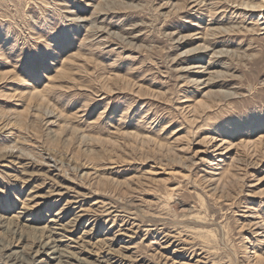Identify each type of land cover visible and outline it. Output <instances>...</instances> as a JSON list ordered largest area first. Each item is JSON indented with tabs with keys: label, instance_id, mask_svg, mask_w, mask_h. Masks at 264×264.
Returning a JSON list of instances; mask_svg holds the SVG:
<instances>
[{
	"label": "rangeland",
	"instance_id": "1",
	"mask_svg": "<svg viewBox=\"0 0 264 264\" xmlns=\"http://www.w3.org/2000/svg\"><path fill=\"white\" fill-rule=\"evenodd\" d=\"M0 244L264 264V0H0Z\"/></svg>",
	"mask_w": 264,
	"mask_h": 264
},
{
	"label": "bare ground",
	"instance_id": "2",
	"mask_svg": "<svg viewBox=\"0 0 264 264\" xmlns=\"http://www.w3.org/2000/svg\"><path fill=\"white\" fill-rule=\"evenodd\" d=\"M245 5H246V4H245ZM256 5H257V4H256ZM247 6H248V5H247ZM247 6H246V7H247ZM253 6H255V5H253ZM253 6H252V7H253ZM260 7H261V6H260ZM248 8H250V6H249ZM258 8H259V6H258ZM258 8H257V9H258ZM252 9H253L252 11H254L255 8H252ZM255 12H256V11H255ZM261 15H262V14H261ZM45 115H46V114H45ZM47 115H49V113H47ZM47 115H46V116H47ZM80 139H81V138H80ZM86 147H87V146H86ZM20 152H21V151H20ZM29 156H30V155H29ZM27 207H28V206H27ZM28 208H29V207H28ZM19 213H20V212H19ZM54 221H55V220H54ZM54 223H55V222H54ZM72 224H73V223H72ZM14 225H15V224L9 222L8 225H7V227H8V229H13V232H14V233L18 234L19 236H22V235H23V230L20 231L19 229H17V227L15 228V226H18L19 224L15 225V226H14ZM3 226H4V225H3ZM19 228H20V227H19ZM22 228H23V227H22ZM10 231H11V230H10ZM42 231H43V230H42ZM49 232H50V231H49ZM7 234H8V233H7ZM40 234L42 235V241H41L40 246L38 245V250L36 251V253L34 252V253H35V258H36L37 260H39V259L42 258L43 254L46 252V250L49 251L50 249H52L51 245L53 244V243H51L50 241H48V242L44 245V238H45V236H46V235H45V231H44V232H40ZM40 234H39V235H40ZM48 234H49V233H48ZM14 235H15V234H14ZM51 236H52V235H51ZM58 236H59V235H58ZM10 237H11V235H10ZM12 237H13V236H12ZM15 237H16V236H15ZM47 237H48V236H47ZM86 237H87V236H86ZM8 238H9V237H8ZM13 238H14V237H13ZM49 238H50V236H49ZM19 239H20V238H19ZM47 239H48V238H47ZM15 240H16V239H15ZM33 240H34V238H33ZM36 240H38V239L35 238V241H36ZM50 240H51V239H50ZM7 241H8V240H7ZM51 241H52V240H51ZM58 242H59V241H58ZM11 243H12V242H11ZM13 243H15V242L13 241ZM13 243H12V244H13ZM18 243H19V242H18ZM24 243H25V242H24ZM36 243H37V242H36ZM30 244H31V243H30ZM8 245H9V243H8ZM8 245H7V246H8ZM10 245H11V244H10ZM10 245H9V247H10ZM34 245H35V244H34ZM0 246H1V244H0ZM11 246H12V245H11ZM30 246H31V245H30ZM56 246H57V245H56ZM15 247H17L16 244H15ZM28 247H29V246H28ZM32 247H33V246H32ZM36 247H37V246H36ZM57 247H58V246H57ZM57 247H56V248H57ZM10 248H11V247H10ZM10 248H9V249H10ZM0 249H1V248H0ZM24 249H25V248H24ZM24 249H23V250H24ZM66 249H67V248H66ZM59 250H60V249H59ZM68 250H69V248H68ZM68 250H67V251H68ZM1 251H2V250H1ZM4 251H5V249H4ZM6 251H7V250H6ZM34 251H35V250H34ZM44 251H45V252H44ZM2 252H3V251H2ZM30 253H31V252H30ZM30 253H29V254H30ZM32 253H33V252H32ZM76 253H77V252H76ZM14 254H15V253H14ZM29 254H28V256H29ZM69 255H70V254H69ZM73 255H74V254H73ZM21 256H22V255H21ZM23 256L25 257V255H23ZM33 256H34V255H33ZM77 257H79V256H77ZM16 258H17V257H16ZM18 258H19V256H18ZM26 258H27V257H26ZM28 258H29V257H28ZM33 258H34V257H33ZM74 258H75V257H74ZM74 258H73V259H74ZM68 259H69V258H68ZM70 259H71V258H70ZM82 260H83V259H82ZM29 261H30V260L27 259V262H29ZM35 261H36V260H35ZM39 261H40V263H41V262L43 263L44 260H42V261L39 260ZM70 261H71V260H70ZM73 261H74V260H73ZM79 261H80V260H79ZM32 262H33V260H32ZM108 263H109V262H108ZM25 264H26V263H25ZM38 264H39V262H38ZM60 264H62V263H60ZM78 264H79V263H78Z\"/></svg>",
	"mask_w": 264,
	"mask_h": 264
}]
</instances>
